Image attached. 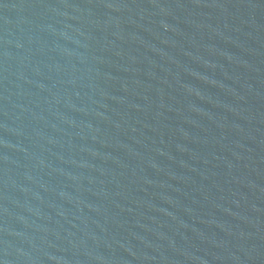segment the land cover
<instances>
[{
    "label": "water",
    "instance_id": "obj_1",
    "mask_svg": "<svg viewBox=\"0 0 264 264\" xmlns=\"http://www.w3.org/2000/svg\"><path fill=\"white\" fill-rule=\"evenodd\" d=\"M0 264H264V0H0Z\"/></svg>",
    "mask_w": 264,
    "mask_h": 264
}]
</instances>
